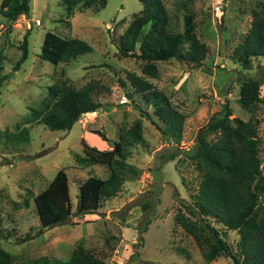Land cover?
Masks as SVG:
<instances>
[{"label":"rangeland","instance_id":"374dc122","mask_svg":"<svg viewBox=\"0 0 264 264\" xmlns=\"http://www.w3.org/2000/svg\"><path fill=\"white\" fill-rule=\"evenodd\" d=\"M257 1L191 0L193 32L206 45L205 57L195 67L180 58L157 61L155 78L141 73L136 47L134 55L118 52L120 34L142 10L139 0H105L98 10L76 3L69 14L63 0H29L28 17L18 15L14 20L5 19L1 13L5 8L0 9L1 73L8 74L0 85V246L13 264H34L40 257L49 264L53 259L64 264L78 242L105 264H232L222 256L205 262L173 215L178 208L186 210L184 204L191 202L199 180L185 152L193 147L197 130L223 103L230 107V117L257 121L259 170L264 175V101L244 107L238 96L242 75L264 77V68L243 70L232 56ZM164 3L172 14L169 0ZM172 16L174 29L183 31L181 16ZM46 31L68 42L69 49L55 64L40 58ZM25 33L27 56L13 71ZM187 48L184 41L181 49ZM58 77L77 89L90 85L92 98L104 106L81 114L68 130L25 123L23 117ZM147 89L162 93L164 102L182 114L179 139L154 115V99L150 96L146 102L141 96ZM263 92L261 84L259 94ZM140 109L151 119L142 117ZM135 121L143 141L128 150L129 168L120 189L95 211L80 214L79 183L89 175L105 179L109 170L105 163L83 166L75 161V156H84L79 139L109 149L121 127L130 128ZM24 129L26 139L19 141L17 134ZM61 168L67 176L70 214L43 227L32 198ZM236 239L235 231L226 232L232 247ZM132 252L136 256L129 259Z\"/></svg>","mask_w":264,"mask_h":264},{"label":"trees","instance_id":"16d2710c","mask_svg":"<svg viewBox=\"0 0 264 264\" xmlns=\"http://www.w3.org/2000/svg\"><path fill=\"white\" fill-rule=\"evenodd\" d=\"M29 0H1L2 16L14 20L18 15L28 17ZM66 14L71 7L80 3L83 8L98 10L105 0H63ZM142 10L132 17L119 36L118 52L121 56L134 55L136 47L143 75L157 76V61L180 58L191 66H199L205 57L206 45L193 32V16L189 6L191 0H169L172 14H179L183 21V31L174 29L173 16L164 0H139ZM250 9L249 26L241 41L232 49L233 59L243 70L252 66L264 68V0L256 2ZM146 30L143 31V27ZM187 41L188 48L181 49ZM20 54L12 65L19 68L26 59V33L18 45ZM68 42L56 33L46 31L40 47V58L55 64L68 50ZM256 61V64L254 63ZM8 78L1 73L0 85ZM264 84L263 76H244L239 79L238 96L242 106L264 101V92L259 94V86ZM90 85L74 88L58 77L47 87L46 95L37 106L29 109L24 122H37L49 130H68L81 114L95 111L104 106L92 98ZM139 91V90H138ZM147 102L151 96L154 115L164 125L166 132L179 139L183 116L164 102L158 91L147 89L141 92ZM135 108L138 106L133 105ZM140 114L151 119L148 112L140 109ZM227 103L215 111L201 126L194 138L193 147L185 152L199 176L191 202L185 203L173 215V221L199 249L205 262L216 257L228 258L232 264H264V175L259 170V139L256 134V120H241L230 117ZM108 141L103 133L92 131ZM27 132L17 134L19 141L26 139ZM140 125L135 121L130 128L121 127L118 139L111 141L110 148L99 150L79 139L84 156H75V161L83 166L91 163H105L109 175L105 179L87 176L78 185L76 209L80 214L95 211L101 203L114 197L122 184V176L129 165L125 162L128 150L142 143ZM67 176L58 169L49 183L37 192L32 200L39 222L43 227L57 224L70 214ZM143 228V227H142ZM140 229V232L144 229ZM0 219V236H1ZM235 231L237 239L234 247L226 240V232ZM136 256L132 252L129 259ZM34 264H49L45 257L33 260ZM0 264H13L11 255L0 246ZM50 264H59L51 260ZM64 264H105L90 250L83 249L78 242L70 251Z\"/></svg>","mask_w":264,"mask_h":264},{"label":"crops","instance_id":"0c3cea01","mask_svg":"<svg viewBox=\"0 0 264 264\" xmlns=\"http://www.w3.org/2000/svg\"><path fill=\"white\" fill-rule=\"evenodd\" d=\"M104 141V140H103ZM111 142V141H110ZM96 148V147H95ZM98 149V148H97ZM99 150H104V149H99Z\"/></svg>","mask_w":264,"mask_h":264}]
</instances>
